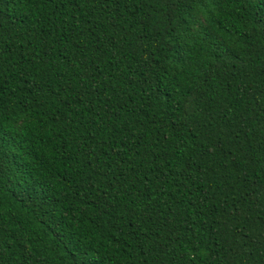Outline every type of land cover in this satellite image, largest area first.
Returning a JSON list of instances; mask_svg holds the SVG:
<instances>
[{
    "label": "trees",
    "instance_id": "1",
    "mask_svg": "<svg viewBox=\"0 0 264 264\" xmlns=\"http://www.w3.org/2000/svg\"><path fill=\"white\" fill-rule=\"evenodd\" d=\"M0 264H264V0H0Z\"/></svg>",
    "mask_w": 264,
    "mask_h": 264
}]
</instances>
